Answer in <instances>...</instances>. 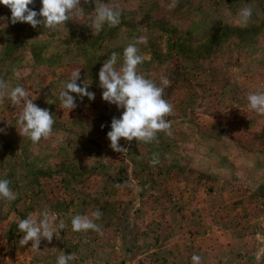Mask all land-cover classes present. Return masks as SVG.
<instances>
[{"label":"rangeland","instance_id":"obj_1","mask_svg":"<svg viewBox=\"0 0 264 264\" xmlns=\"http://www.w3.org/2000/svg\"><path fill=\"white\" fill-rule=\"evenodd\" d=\"M97 3L119 6L121 23L91 30ZM169 3L81 0L85 15L56 30L12 24L0 5V78L9 91L23 86L55 119L53 134L34 144L19 135L22 106L0 98V179L16 193L0 199V264H56L60 251L75 253L70 264H193L194 254L201 264H264V114L247 101L264 90V0ZM245 6L253 12L241 24ZM28 7L39 12L40 0ZM139 37L147 43L136 45L138 71L171 82L164 98L174 106L172 135L121 138L127 150L119 153L106 134L123 109L102 100L98 72L112 52L119 66ZM75 68L95 99L76 97L68 112L59 91ZM45 207L54 227L66 228L41 240L40 251L21 246L19 220ZM97 208L99 232L72 231L73 216Z\"/></svg>","mask_w":264,"mask_h":264},{"label":"clouds","instance_id":"obj_2","mask_svg":"<svg viewBox=\"0 0 264 264\" xmlns=\"http://www.w3.org/2000/svg\"><path fill=\"white\" fill-rule=\"evenodd\" d=\"M90 0H83L88 4ZM34 0H0V5L7 7L11 12L10 23H27L32 28L43 26L46 30H56L60 25L66 24L76 17L85 15L81 0H40L41 8L39 12L30 9ZM178 0H171L167 5L169 9H174ZM121 12L119 6L111 3H97L94 18H89L91 30L97 34L107 24L109 27H116L121 23ZM251 6H245L239 11V22L246 24L252 16ZM39 17V18H38ZM145 37H139L134 43L128 44L123 50V61L118 66L119 56L112 52L103 62L98 72L99 88L102 90L101 98L116 108L123 109L119 118L113 117L110 123V131L107 132V139L110 141V148L122 153L127 149L119 143L123 138L126 141H141L151 143L157 139L159 132H165L171 136V121L166 117L173 113L174 106L164 98V90L170 85L168 77L163 76L157 84L152 79L138 71V66L143 63L144 56L139 54L137 44H146ZM80 68H75L71 72L68 82L59 91L61 106L68 112L77 107L76 97L81 100L87 97L89 101L95 99V93L88 90L90 84L81 85ZM19 76V73H16ZM9 84L0 78V98L6 94L14 106H22V111L18 115L19 135L29 138L34 144L47 139L53 134L55 119L47 108H40L30 98V93L23 86L17 85L9 91ZM71 94H76L75 96ZM248 107L264 114V90L252 92L247 96ZM103 127V125H102ZM0 129V133L4 132ZM106 158V157H105ZM108 159V158H106ZM150 163H159L157 154H153ZM10 180L0 179V199L9 202L16 199V193L10 188ZM139 190V189H137ZM102 216L100 209L91 212V215L77 214L71 219V228L74 232L100 231V226L95 223ZM66 225L60 222L54 227V217L50 215L47 207L38 213H30L26 218L19 220L18 229L23 233L19 243L21 246L31 242V247L39 250L41 240L51 243L54 235L57 236L60 230H64ZM77 259L75 253L65 254L60 251L56 264H70ZM193 264H201L199 255L192 256Z\"/></svg>","mask_w":264,"mask_h":264}]
</instances>
